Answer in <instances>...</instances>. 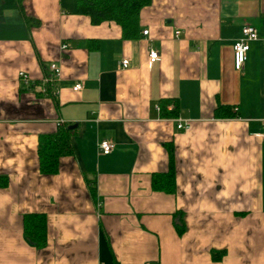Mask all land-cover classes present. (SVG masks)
Instances as JSON below:
<instances>
[{
	"label": "crops",
	"instance_id": "1",
	"mask_svg": "<svg viewBox=\"0 0 264 264\" xmlns=\"http://www.w3.org/2000/svg\"><path fill=\"white\" fill-rule=\"evenodd\" d=\"M245 26L259 40L236 71ZM139 28L124 40L116 23L76 14V0H0V264H264V0H151ZM51 63L61 75L46 95ZM163 100L177 118L160 116ZM62 126L73 154L42 175L38 137ZM168 146L174 193L151 186ZM32 213L46 216L42 249L23 235Z\"/></svg>",
	"mask_w": 264,
	"mask_h": 264
},
{
	"label": "trees",
	"instance_id": "2",
	"mask_svg": "<svg viewBox=\"0 0 264 264\" xmlns=\"http://www.w3.org/2000/svg\"><path fill=\"white\" fill-rule=\"evenodd\" d=\"M21 7L22 0H17ZM151 0H76V14L88 16L93 25L102 22H114L121 28L122 39L133 40L139 35V13L142 8L149 6ZM50 85L45 86V93H49ZM171 108L168 109V106ZM160 116L164 118H177L178 105L174 101L163 100L159 104ZM217 118L234 117L230 108L218 106L215 110ZM71 129L62 126L54 134L40 135L38 137L37 155L38 168L42 175H55L58 173L59 162L63 157L71 156ZM168 169L163 173L152 176V189L164 193L175 191L174 151L172 146L167 148ZM90 193L96 194L95 182L89 183ZM24 238L37 249H42L47 243V222L44 214H25L22 218ZM180 233L182 230L177 228ZM223 252L212 254L214 260H219Z\"/></svg>",
	"mask_w": 264,
	"mask_h": 264
},
{
	"label": "built area",
	"instance_id": "3",
	"mask_svg": "<svg viewBox=\"0 0 264 264\" xmlns=\"http://www.w3.org/2000/svg\"><path fill=\"white\" fill-rule=\"evenodd\" d=\"M147 34H148V31L143 32L144 36H146ZM176 37H178V35H176ZM258 40H259L258 33L254 27L245 26L242 28L240 37L234 42V44L232 46V49H233V66H234V69L236 71L242 70L243 65L247 59V53L250 50V44L252 42H256ZM66 48H67L66 45L62 46L63 50ZM159 60H160L159 53L154 49L149 50V53H148L149 66H153L154 63H156ZM121 66H122V68H126L128 66V60H123L121 63ZM49 71H50L49 77L46 76L41 81L42 86H47V85L53 84L54 82H56V80L61 75L60 68L55 63H51L49 65ZM19 79L21 80L23 85L28 89H31V87L33 86L34 81L27 74L22 73V72L19 73ZM81 88H82L81 84L77 83L74 85L73 91L79 92L81 90ZM156 110L159 111L158 106H157ZM58 125H61V122L58 123ZM176 127L178 130H188L190 128V123H189V121H183V120L178 119ZM254 136L264 140V122L262 124V132L258 133V134H254ZM113 148H114L113 143H111L110 141H107V140H103L98 144V149L101 152V154L104 156L111 154Z\"/></svg>",
	"mask_w": 264,
	"mask_h": 264
}]
</instances>
